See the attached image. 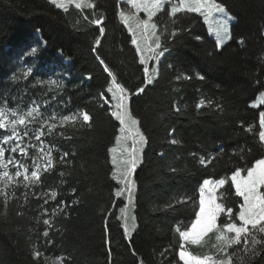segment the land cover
Here are the masks:
<instances>
[{
    "label": "trees",
    "instance_id": "obj_1",
    "mask_svg": "<svg viewBox=\"0 0 264 264\" xmlns=\"http://www.w3.org/2000/svg\"><path fill=\"white\" fill-rule=\"evenodd\" d=\"M92 2L95 9L70 6L65 12L47 0H0V96L8 93V107L14 108L22 97L24 108L36 101L45 116L83 110L92 117L89 124L69 122L51 134L45 129V148L52 149L57 161L68 153L65 163L44 173L41 185L31 192L16 189L7 207L0 198V264H47L58 257L66 264H174L179 250L174 228L194 219L195 206L168 205L184 195L198 200L204 179L230 175L234 165L242 164L231 155L234 150L245 148L249 161L264 155L258 140L264 104L250 106L264 90V0H218L233 17L231 39L217 49L201 16L188 14L183 18L186 30L162 58L153 84L129 98V111L140 122L147 144L132 174L135 228L126 237L119 211L126 201L115 196L119 186L108 151L119 134V122L100 99L111 78L96 56L131 93L143 86V66L131 34L119 22L116 0ZM94 13L95 18L104 15L101 26L106 30L96 52L92 48L100 26L89 23ZM32 48L37 49L34 55ZM63 59L69 64L63 65ZM26 66L31 70L28 79L13 82V74ZM52 74L62 88L49 89L45 82ZM105 99L111 102L110 94ZM248 127L254 131L246 132ZM172 139L179 143L171 144ZM209 155L217 159L200 165L199 157ZM51 191H56V200L43 195ZM61 207L64 212L53 216L52 210ZM43 219L53 224L48 238L43 236ZM34 249L43 252L38 261L31 254ZM255 264H264V258Z\"/></svg>",
    "mask_w": 264,
    "mask_h": 264
},
{
    "label": "snow or ice",
    "instance_id": "obj_2",
    "mask_svg": "<svg viewBox=\"0 0 264 264\" xmlns=\"http://www.w3.org/2000/svg\"><path fill=\"white\" fill-rule=\"evenodd\" d=\"M50 3L65 12L70 6L79 10L96 8L92 0H50ZM122 3L126 4L129 10H125L121 6ZM116 6L119 22L131 34V44L135 46L139 64L143 66V86L137 87L136 92L131 93L119 82L117 75L106 62L99 55L96 56L103 65L104 72L111 78L106 93H101L100 99L104 104H109L111 117L119 122L120 134L115 138V145L108 151L112 154L113 179L120 185L115 191V196L124 197L126 200L119 211L127 236L130 231L127 223L129 208L133 204L136 191L132 174L141 163L147 144L146 136L140 129V122L129 111V98L131 95L143 93L148 85L153 84L162 58L171 53L173 45L186 30L184 17L196 13L202 16L205 22L211 21L209 28L215 36L217 49H220L226 40L231 39L229 22L233 17L218 0H116ZM140 13H144V18L140 17ZM84 19L88 20V17L85 16ZM104 19L103 14L95 18L94 13V18L89 21L92 25L100 26L93 52L97 51L96 46L101 45V37L105 35V27L101 26ZM239 42L243 43V40ZM36 52V48L31 49V54ZM150 61L154 63L150 65ZM30 75V69L21 70L19 74H13L11 80H27ZM179 78L178 76L177 79ZM45 83L50 90L53 87H63L56 81ZM107 94H111V102L105 99ZM7 96L8 93L0 96V101H3L0 103V130L9 133L0 135V198L3 199L5 207L15 196L16 189L23 187L31 192L41 185L44 173H51L57 164L65 163L64 157L68 153H64L57 161L54 160L52 149L45 148L42 141L45 129L51 134L57 127L63 128L66 123L82 120L83 124H89L92 120L90 114L83 110L79 115L58 116L53 113L45 116L36 101L24 108L22 97L21 102L16 103L14 108H9ZM12 99L16 101L17 98ZM257 103L264 104V93L257 97ZM203 104L204 101L198 103L197 109ZM216 108L222 111L220 105H216ZM244 130L254 131L251 127ZM258 140L264 148V111L259 113ZM33 141L39 142V147ZM170 143L177 144L179 141L172 139ZM30 149H35L37 154L31 155ZM247 151L250 155L251 150ZM223 154L221 151L220 155ZM231 155L238 157L242 164L234 165L230 175L219 179H204L198 187V200L194 196L184 195L175 200L174 204L168 205L174 207L192 202L195 206L194 219L189 218L186 224L178 223L174 228L179 237V250L176 252L178 261L174 264H255L257 258H264V155L249 161L245 148L234 150ZM216 159V155L200 156L198 162L202 166H209ZM25 160H30V163H25ZM10 168L14 169V172L10 171ZM60 175L65 174L62 172ZM27 195L25 193L26 200ZM43 195H50L52 200L57 197L56 191ZM48 202V199H44L45 204ZM47 211L44 209L45 213ZM58 211L64 212V209L54 208L52 215H56ZM132 220L135 221L134 216ZM43 224L47 226L43 236L48 238V229L53 227L52 221L43 219ZM134 226L133 223V228ZM46 243L51 244L52 240L47 239ZM189 246L207 248L208 251L193 254ZM31 254L37 261L43 256V252L35 249ZM62 262L66 264L63 257H58L47 264Z\"/></svg>",
    "mask_w": 264,
    "mask_h": 264
},
{
    "label": "rangeland",
    "instance_id": "obj_3",
    "mask_svg": "<svg viewBox=\"0 0 264 264\" xmlns=\"http://www.w3.org/2000/svg\"><path fill=\"white\" fill-rule=\"evenodd\" d=\"M47 1H49L50 2V0H47ZM124 9L125 10H129L128 9V6L125 4V7H124ZM62 10V9H61ZM140 17L141 18H144V13H140ZM201 18H202V22H203V24H204V26H205V29H206V32H207V34H208V36L214 41V43H216V41H215V36H214V34L210 31V28H209V24L211 23V21H209V22H205L204 21V18L201 16ZM233 22V19L229 22V29H230V25H231V23ZM229 41V39L228 40H226L224 43H223V45H225L227 42ZM222 45V46H223ZM221 46V47H222ZM135 47V46H134ZM152 63H154V62H152V61H150L149 62V64L151 65ZM28 69H30L28 66H26V67H23L21 70H28ZM156 75V74H155ZM55 77L53 76V74L52 75H48V81H55V79H54ZM261 93H264V90L262 91V92H260L257 96H256V98H255V100L254 101H252L251 102V104H250V106L252 107V108H257V107H259L260 105H262V104H258L257 103V97L261 94ZM110 97H111V94H110ZM255 105V106H254ZM108 106H109V104H108ZM53 113H55V112H52L51 114H53ZM57 114V113H56ZM58 115V114H57ZM69 115H72V114H69ZM75 115H79V113L78 114H75ZM79 121V120H78ZM82 121V120H81ZM9 134V133H8ZM120 134V133H119ZM118 134V135H119ZM27 142V141H26ZM34 143H36L37 144V147H39V142H36V141H33ZM115 143H116V141H115ZM115 143H114V145H115ZM130 141H129V145H130ZM113 145V146H114ZM35 150V149H34ZM35 152V155L37 154V152H36V150L34 151ZM8 153H6V155H7ZM110 158L112 159V154L110 153ZM139 165V164H138ZM10 171H13L14 172V169H11L10 168ZM116 181V180H115ZM117 182V181H116ZM118 183V182H117ZM118 186L120 187V185L118 184ZM123 199H124V201H126L125 200V198L124 197H122ZM132 207H133V204L130 206V208H129V216H128V221H127V223H128V226H129V235H127L126 237H129L130 235H131V233L133 232V230H134V228H135V226H134V228H133V223H134V225H135V221L133 222V220H132V217H133V215H132V212H131V210H132ZM122 222H123V225H124V221H123V219H122ZM124 228V227H123Z\"/></svg>",
    "mask_w": 264,
    "mask_h": 264
},
{
    "label": "crops",
    "instance_id": "obj_4",
    "mask_svg": "<svg viewBox=\"0 0 264 264\" xmlns=\"http://www.w3.org/2000/svg\"><path fill=\"white\" fill-rule=\"evenodd\" d=\"M189 250L193 253V254H203L205 252L208 251L207 248H201L198 246H189Z\"/></svg>",
    "mask_w": 264,
    "mask_h": 264
}]
</instances>
